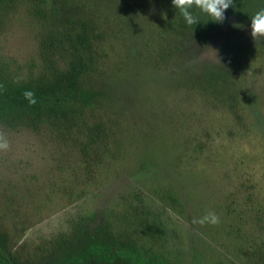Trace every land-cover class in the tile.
Here are the masks:
<instances>
[{"label":"rangeland","instance_id":"obj_1","mask_svg":"<svg viewBox=\"0 0 264 264\" xmlns=\"http://www.w3.org/2000/svg\"><path fill=\"white\" fill-rule=\"evenodd\" d=\"M224 17L199 38L171 0H0V78L63 77L40 42L66 33L96 60L38 94L58 96V120L0 121L4 256L43 263L98 227L94 248L131 264H264V40L236 0ZM205 66L230 74L234 103L198 89Z\"/></svg>","mask_w":264,"mask_h":264},{"label":"trees","instance_id":"obj_2","mask_svg":"<svg viewBox=\"0 0 264 264\" xmlns=\"http://www.w3.org/2000/svg\"><path fill=\"white\" fill-rule=\"evenodd\" d=\"M27 2L29 0H22ZM240 5V16L250 20V16L259 8L264 7V0H236ZM199 17V16H198ZM216 22L204 19H198V22L192 24L194 34L199 38H204L211 32ZM88 35V34H87ZM86 34L66 33V41H50L42 38L40 42V57L43 64L48 66L62 65V73L65 74L60 79L52 83H43L36 87H26L15 84L0 78V121L4 123H15L16 121H26L34 126L45 122L57 115L60 108L58 96L52 95L49 100H42L39 93L49 91V86H64L68 84L74 88L78 84L83 74L89 73L96 64L95 54L90 53L91 48L89 37ZM92 39V37H91ZM92 45V44H91ZM198 89H200L207 99L220 104H232L237 97V88L234 85L230 74L226 71L218 70L214 67L205 66L197 80ZM71 92L70 89L67 90ZM31 93V95H26ZM79 94L86 95L83 91ZM83 99L80 101V108L84 105ZM59 106V108H58ZM61 109V108H60ZM76 111L81 110L77 107ZM57 117V116H56ZM88 137L98 136L100 129L98 126L88 127ZM96 234L93 238H83L80 242L69 244L64 249L58 250L50 260L39 264H131L130 260H124L118 254H108L101 250H96L94 246L107 243L104 231L96 228ZM4 242L0 235V264H22L14 258L6 257L2 253L1 247ZM107 247V246H106Z\"/></svg>","mask_w":264,"mask_h":264},{"label":"clouds","instance_id":"obj_3","mask_svg":"<svg viewBox=\"0 0 264 264\" xmlns=\"http://www.w3.org/2000/svg\"><path fill=\"white\" fill-rule=\"evenodd\" d=\"M172 5L179 11L185 24L192 25L198 22V18L194 15V11L207 17V21L222 22L224 20V10L227 9L233 0H171ZM239 26V25H235ZM251 36L256 41L259 37L264 40V7L259 8L250 16ZM31 95V93H26ZM0 147H7V144H0ZM218 222V217L213 212H207L200 218L199 222L204 223Z\"/></svg>","mask_w":264,"mask_h":264}]
</instances>
